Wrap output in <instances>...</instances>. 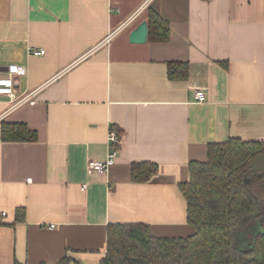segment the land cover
I'll use <instances>...</instances> for the list:
<instances>
[{"label":"crops","instance_id":"0c3cea01","mask_svg":"<svg viewBox=\"0 0 264 264\" xmlns=\"http://www.w3.org/2000/svg\"><path fill=\"white\" fill-rule=\"evenodd\" d=\"M149 6L169 37L132 43ZM170 61L188 63L187 79H168ZM9 76L16 99L29 100L0 94V126L24 123L37 139L0 138V264H100L109 223L194 232L178 184L208 143L264 140V0H0V78ZM111 128L118 151L99 174L87 162L105 160ZM132 162L158 171L132 181Z\"/></svg>","mask_w":264,"mask_h":264},{"label":"trees","instance_id":"16d2710c","mask_svg":"<svg viewBox=\"0 0 264 264\" xmlns=\"http://www.w3.org/2000/svg\"><path fill=\"white\" fill-rule=\"evenodd\" d=\"M148 37L164 42L168 22L148 7ZM170 80L189 75L187 62L170 61ZM3 141L33 142L37 133L24 123L2 122ZM264 150V140L229 137L207 144L204 160L188 163V179L178 184L186 203V220L194 232L183 237L152 234L145 223L115 222L106 227V251L100 264H264V172L254 174L250 162ZM158 171L152 162H132L130 178L149 181ZM15 219L24 218L16 208ZM68 256L57 264H72ZM13 264H25L17 260ZM38 264H45L40 262Z\"/></svg>","mask_w":264,"mask_h":264},{"label":"built area","instance_id":"2783aa9c","mask_svg":"<svg viewBox=\"0 0 264 264\" xmlns=\"http://www.w3.org/2000/svg\"><path fill=\"white\" fill-rule=\"evenodd\" d=\"M29 54L36 55V56L43 55L44 49H31L29 50ZM8 70L11 75L13 74V75L21 76V75H24L25 73V69L19 65H12L9 67ZM0 94L7 95L10 98L16 99L13 93V82H12L11 76L0 78ZM193 96H194V99L198 102H202L206 98L204 90L199 89V88L193 90ZM28 100H29V95H26V96L17 98L15 103L20 104ZM119 143H120L119 132L113 128L109 129V132L106 138L107 152H106L105 160L104 161L89 160L87 162V167L99 174L106 172L108 170V167L114 161V158L118 151Z\"/></svg>","mask_w":264,"mask_h":264},{"label":"water","instance_id":"95a60500","mask_svg":"<svg viewBox=\"0 0 264 264\" xmlns=\"http://www.w3.org/2000/svg\"><path fill=\"white\" fill-rule=\"evenodd\" d=\"M147 33V23L142 21L130 32L129 41L132 43H143L146 41ZM250 167L254 174L264 172V150L252 159Z\"/></svg>","mask_w":264,"mask_h":264}]
</instances>
